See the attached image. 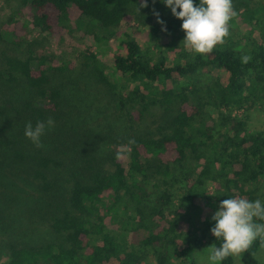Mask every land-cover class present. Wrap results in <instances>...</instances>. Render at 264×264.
<instances>
[{"label":"trees","instance_id":"obj_1","mask_svg":"<svg viewBox=\"0 0 264 264\" xmlns=\"http://www.w3.org/2000/svg\"><path fill=\"white\" fill-rule=\"evenodd\" d=\"M14 2L0 20V264H196V249L222 243L211 232L222 200L264 201V128L233 115L264 109V0H233L230 35L206 55L188 53L183 21L162 0ZM71 9L91 31L112 36L134 20L166 25L168 40L155 57L119 40L117 85L88 48L77 62L44 53ZM49 117L36 147L25 126ZM261 245L241 264H259Z\"/></svg>","mask_w":264,"mask_h":264},{"label":"clouds","instance_id":"obj_2","mask_svg":"<svg viewBox=\"0 0 264 264\" xmlns=\"http://www.w3.org/2000/svg\"><path fill=\"white\" fill-rule=\"evenodd\" d=\"M155 2V0H153ZM171 9L172 14L181 19L182 29L186 35L182 40L186 49L198 54H211L217 45H222L230 35L229 22L236 15L233 0H162ZM140 7H148V0H142ZM158 22L165 21L155 13ZM167 31L166 25L162 29ZM252 57L243 55L241 62L248 64ZM55 126L53 118L37 121L35 126L29 121L25 126V136L36 147H44L42 137ZM135 143L132 139L129 144ZM118 153V158H119ZM215 226L211 232L216 239H222L206 247L207 256L201 257L199 264H222L229 257L238 258L248 251L257 240L264 245V201L257 198L249 200L244 197H232L220 202L218 210L213 214Z\"/></svg>","mask_w":264,"mask_h":264},{"label":"rangeland","instance_id":"obj_3","mask_svg":"<svg viewBox=\"0 0 264 264\" xmlns=\"http://www.w3.org/2000/svg\"><path fill=\"white\" fill-rule=\"evenodd\" d=\"M261 0H252V3H258ZM14 0H0V20H4L8 15L14 10L16 7L14 4ZM79 17V13L75 10L71 9L70 19L67 22V25L64 28H58L55 35L46 39L44 43L43 50L44 53L51 54L54 56H60L65 59H71L77 62L78 54L83 49L88 48L90 51L96 54L97 58L103 63L104 70L108 75L109 79L114 81L117 85L124 83L125 76L119 77V75L115 72V68L113 65V54L116 52V47L118 46L119 40H123L128 36H133L137 42L141 45V47L146 50L149 55L156 56L158 46H164L163 43L165 40H168V36L165 31L162 30L163 27H160L158 30H150L152 23H146L144 25L137 24L134 20H126L122 22L121 26L117 28L115 31V35L108 36L105 30H93L97 32L96 39L94 37V32L85 29L77 22V18ZM24 18H21V21ZM93 32V33H92ZM38 34L33 31L29 35V39L37 36ZM239 33L236 35L240 37ZM98 40V41H97ZM189 54L193 53V51L188 50ZM176 52V50H174ZM173 55L174 52H171ZM210 115L214 118L217 117V112L209 111ZM156 115H159V110H156ZM233 115L237 118H243L246 116V120L248 122L249 128L252 130H257L264 128V109L249 110L247 113L242 110H234ZM122 152L121 159L124 162L128 161V148L125 146H120L117 148ZM22 184V183H21ZM208 189L212 191L214 189V184L208 183ZM31 189V186L21 185L20 188L23 189ZM258 188L260 190L264 189V179H261ZM210 246V244L205 245L202 248L196 249L193 252L196 264H199L201 257L207 256L206 247ZM5 258V257H4ZM4 258L2 260H4ZM256 258L258 259L259 264H264V245H261L258 248L256 253ZM235 264H241L239 257L234 258ZM174 255L169 256L168 262L166 264H175ZM142 264H157L156 260L152 256H147L146 259L142 262Z\"/></svg>","mask_w":264,"mask_h":264}]
</instances>
